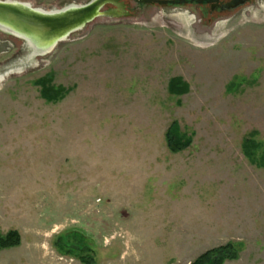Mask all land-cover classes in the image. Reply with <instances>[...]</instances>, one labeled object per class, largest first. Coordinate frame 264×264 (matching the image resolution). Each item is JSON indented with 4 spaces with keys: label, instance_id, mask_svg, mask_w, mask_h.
I'll list each match as a JSON object with an SVG mask.
<instances>
[{
    "label": "rangeland",
    "instance_id": "1",
    "mask_svg": "<svg viewBox=\"0 0 264 264\" xmlns=\"http://www.w3.org/2000/svg\"><path fill=\"white\" fill-rule=\"evenodd\" d=\"M203 8L108 1L28 62L0 31V233L21 236L0 264H83V245L95 264H189L228 242L224 264H264V0ZM47 74L69 90L55 103L34 84ZM173 121L190 138L176 153Z\"/></svg>",
    "mask_w": 264,
    "mask_h": 264
},
{
    "label": "water",
    "instance_id": "2",
    "mask_svg": "<svg viewBox=\"0 0 264 264\" xmlns=\"http://www.w3.org/2000/svg\"><path fill=\"white\" fill-rule=\"evenodd\" d=\"M89 0L84 4L70 3L60 8L34 7L20 0H0V31L23 42L24 61L49 53L59 41L82 29L99 15L105 2ZM144 3L166 4L168 0H141Z\"/></svg>",
    "mask_w": 264,
    "mask_h": 264
},
{
    "label": "trees",
    "instance_id": "3",
    "mask_svg": "<svg viewBox=\"0 0 264 264\" xmlns=\"http://www.w3.org/2000/svg\"><path fill=\"white\" fill-rule=\"evenodd\" d=\"M52 76L44 75L39 77L34 81V84L39 86V94L46 102H57L63 98V96L68 93V89L63 88L62 86H55L51 83ZM187 85L181 82L180 79L171 78L168 84V91L171 94H182L186 91ZM164 139L166 142L167 148L172 152H179L190 144V138L185 136L184 133H180L176 122L173 121L170 126L166 129L164 133ZM254 146L253 140L250 138H245L243 142V149L245 153H251ZM248 153V154H249ZM251 158V157H250ZM21 236L19 232L15 229H10L5 233H0V251L4 249H9L16 247L20 244ZM65 237L59 235L56 238L55 245L60 252L66 254L74 255V244L65 242ZM72 249H66V247ZM75 252L76 257L83 264H95L96 259L93 254L90 253V247L85 245L76 248ZM238 255V245L228 242L224 245L216 246L204 251L202 254L197 256L189 264H224L227 260H234Z\"/></svg>",
    "mask_w": 264,
    "mask_h": 264
},
{
    "label": "flooded vegetation",
    "instance_id": "4",
    "mask_svg": "<svg viewBox=\"0 0 264 264\" xmlns=\"http://www.w3.org/2000/svg\"><path fill=\"white\" fill-rule=\"evenodd\" d=\"M252 0H168L164 6L187 4V5H199L204 7V15L212 17L213 15L230 14L235 10H238L245 4L250 3ZM149 4V3H145ZM152 4V3H151ZM156 5L157 3H153ZM150 5V4H149Z\"/></svg>",
    "mask_w": 264,
    "mask_h": 264
},
{
    "label": "bare ground",
    "instance_id": "5",
    "mask_svg": "<svg viewBox=\"0 0 264 264\" xmlns=\"http://www.w3.org/2000/svg\"><path fill=\"white\" fill-rule=\"evenodd\" d=\"M2 74H0V77H1Z\"/></svg>",
    "mask_w": 264,
    "mask_h": 264
}]
</instances>
